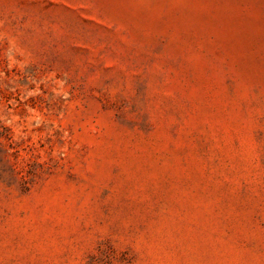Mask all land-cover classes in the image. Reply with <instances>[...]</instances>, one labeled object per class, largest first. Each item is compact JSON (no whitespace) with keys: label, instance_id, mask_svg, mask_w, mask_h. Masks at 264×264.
Returning a JSON list of instances; mask_svg holds the SVG:
<instances>
[{"label":"rangeland","instance_id":"obj_1","mask_svg":"<svg viewBox=\"0 0 264 264\" xmlns=\"http://www.w3.org/2000/svg\"><path fill=\"white\" fill-rule=\"evenodd\" d=\"M0 264H264V0H0Z\"/></svg>","mask_w":264,"mask_h":264}]
</instances>
